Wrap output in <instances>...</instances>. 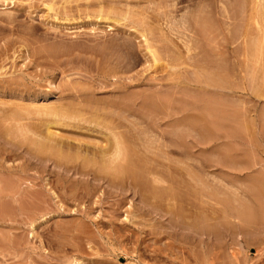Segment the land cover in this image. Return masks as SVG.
<instances>
[{
  "label": "rangeland",
  "instance_id": "1",
  "mask_svg": "<svg viewBox=\"0 0 264 264\" xmlns=\"http://www.w3.org/2000/svg\"><path fill=\"white\" fill-rule=\"evenodd\" d=\"M262 14L264 0H0V264H264V51L253 48ZM143 93L166 110L143 111ZM122 96L138 99L119 112L109 102ZM102 114L179 145L159 158L171 166L136 168L161 190L149 188L146 203L125 183L64 168L69 160L29 161V138L49 122L67 153L104 144ZM200 118L214 128L202 132ZM139 137L128 142L147 159Z\"/></svg>",
  "mask_w": 264,
  "mask_h": 264
},
{
  "label": "bare ground",
  "instance_id": "2",
  "mask_svg": "<svg viewBox=\"0 0 264 264\" xmlns=\"http://www.w3.org/2000/svg\"><path fill=\"white\" fill-rule=\"evenodd\" d=\"M103 7V4H102V6L100 7V8H102ZM162 8V7H161ZM110 9H113V7L110 5ZM127 12V11H126ZM112 13V12H111ZM118 13V12H117ZM109 14V13H108ZM263 16H264V14H262ZM97 16V15H96ZM103 18H104V16H103ZM109 18V17H108ZM107 19V18H106ZM110 19V18H109ZM102 20V19H101ZM118 20V19H117ZM112 21H114L115 22V20H114V18L112 19ZM117 22V21H116ZM110 27H112L111 25H109ZM144 26H145V24H144ZM143 26V27H144ZM136 27V26H135ZM138 27V26H137ZM142 27V28H143ZM146 27V26H145ZM262 27V26H261ZM141 28V29H142ZM137 29V28H136ZM139 30V32H140V34H141V32H142V30ZM146 29H147V27L145 28V31H146ZM149 29H147V31H148ZM152 30H155V29H152ZM162 30V29H161ZM137 31V30H136ZM144 31V30H143ZM144 31V32H145ZM138 32V31H137ZM143 32V33H144ZM149 32H151V29L149 30ZM148 32V33H149ZM147 33V32H146ZM150 34V33H149ZM149 34H147V35H149ZM161 34H162V32H161ZM144 35V36H143ZM147 35H145V33L144 34H141V36H143V39H142V43L143 42H146L147 40H145L144 41V38L146 37H148ZM152 35V34H151ZM163 35V34H162ZM140 36V37H141ZM157 36H159V34L157 35ZM157 36H156V38L155 39H157ZM163 37V36H162ZM142 38V37H141ZM145 38V39H146ZM258 38H261V35L258 37ZM264 38V37H263ZM163 40V39H162ZM257 40V42H255L254 43V46L255 47H253L254 49L257 47V51H258V49H260L258 52L259 53H262V51H264V40L263 39H261V43L259 42V40L258 39H256ZM148 41H149V38H148ZM158 41H160V39L158 40ZM171 42V41H170ZM192 42V41H191ZM259 42V46H258V44H256V43H258ZM147 43V42H146ZM172 43V42H171ZM144 44V43H143ZM150 44V43H149ZM149 44H147V45H149ZM187 44V43H186ZM185 44V45H186ZM189 44V43H188ZM191 44V43H190ZM193 44V43H192ZM146 45V47L148 48V46ZM184 46V45H183ZM145 47V46H144ZM150 47H151V45H150ZM193 47V46H192ZM259 47V48H258ZM152 48V47H151ZM187 48V45L185 46V49ZM190 47H189V45H188V50L190 51V49H189ZM149 49V48H148ZM186 49V52L188 51ZM194 49V48H193ZM144 50H145V48H144ZM155 50V49H154ZM154 50L152 49V52L151 51H149L150 53H153L152 54V56L151 57H153V59H154V63H155V60L156 59H158L159 57H157V58H155L154 57ZM192 50V49H191ZM146 51H147V49H146ZM188 51V52H189ZM156 52V51H155ZM258 52H257V54H258ZM147 53V52H146ZM255 53V52H254ZM156 54L157 55H159L157 52H156ZM146 55V54H145ZM147 55H149V54H147ZM151 55V54H150ZM262 55H263V53H262ZM259 56L260 55H258V58H259ZM256 58H255V60L256 61H258L257 59V56H255ZM261 57V56H260ZM264 57H262V59L261 58H259V60H262L261 62H264ZM126 59L124 58V59H122V64H124V66H125V64H126V61L128 60H126ZM159 60V59H158ZM129 61V60H128ZM127 61V62H128ZM153 61V60H152ZM160 62V61H159ZM129 63V62H128ZM151 63V62H150ZM157 63V62H156ZM129 64H127V66H128ZM262 65H263V67H264V63H262ZM172 67V66H171ZM262 72V71H261ZM112 74V73H111ZM261 74V73H260ZM115 75V74H114ZM150 91H152L153 92V90H150ZM149 91V92H150ZM156 91V90H155ZM153 92V93H158V92ZM148 92V93H149ZM76 93V92H75ZM148 93H143L142 95L144 96V100L143 99H140V101L141 100H143V102L142 103H139V101L136 103V104H138L137 106H139L142 110L144 109V110H146V109H150L149 111H151L152 112V110H153V112L155 113V111H156V113H158L157 112V109L158 108H162V107H164L163 109H165L166 110V103H168L165 99H163L164 101H166V103L163 101V100H161V101H163L164 103L163 104H161V102H159L158 100V98L156 97L157 96V94H156V96L155 95H152V93L151 94H149L148 95ZM78 94V92L76 93V95ZM263 94H264V92H263ZM80 95V94H79ZM74 96V95H73ZM82 96L83 95H81V97L80 96H75L76 98L77 97H79L78 99H80V98H82ZM86 96H88V95H86ZM133 96H135V95H133ZM132 96V97H133ZM122 97H124V96H122ZM122 97L120 98V99H122ZM131 97V99L133 100V101H131V100H128V98H126V100H125V97L123 98L124 100H116V102H109V104H111V105H114L115 107L117 106V108H119L118 110H119V112H120V109H122V110H128V106H126V105H124L125 103H128L129 104V106H131L130 108H132V105H130L131 103H133V105H134V102L136 101H134V99H136V98H132ZM138 97H139V95H138ZM141 97V96H140ZM139 97V98H140ZM157 98L156 100L154 99V98ZM86 98V97H85ZM142 98V97H141ZM162 98V97H161ZM138 99V98H137ZM114 100V99H113ZM114 100V101H115ZM128 100V101H127ZM91 101V100H90ZM110 101H112V100H110ZM124 101V102H123ZM127 101V102H126ZM131 101V102H130ZM83 102V101H82ZM85 102V101H84ZM102 103V102H101ZM106 103V102H105ZM124 103V104H123ZM102 104H104V102L102 103ZM101 104V105H102ZM140 104H142L141 106H140ZM164 104H165V106H164ZM170 104V103H169ZM168 104V105H169ZM106 105H107V103H106ZM163 105V106H162ZM167 105V106H168ZM103 107H105V109L104 108H102V109H104L103 111H107V107L105 106V104L104 105H102ZM124 106H126L125 108H124ZM136 106V107H137ZM142 106H143V108H142ZM169 106H171V105H169ZM98 107V106H97ZM97 107H94L95 109H97ZM107 108V109H106ZM124 108V109H123ZM135 107H133V109H134ZM158 109V111L159 110H162V109ZM168 108V107H167ZM48 109V108H47ZM46 109V111H44L45 113L48 111ZM98 109L99 110H101L99 107H98ZM97 109V110H98ZM170 109V108H169ZM42 110H43V108H42ZM109 110V109H108ZM115 110H116V108H115ZM117 110V111H118ZM131 110V113H132V109H130ZM129 110V111H130ZM134 110H136V109H134ZM133 110V111H134ZM138 110V109H137ZM136 110V111H137ZM141 110V111H142ZM143 110V111H144ZM165 110H163V112L165 111ZM40 111H41V109H40ZM53 111V110H52ZM51 111V112H52ZM54 111H56V110H54ZM94 111V114H96L95 113V110H93ZM92 111V112H93ZM111 111V110H110ZM113 111V110H112ZM135 111V112H136ZM138 111H140V109L138 110ZM140 111V112H141ZM142 111V112H143ZM43 111H41V113H43V116H44V113ZM50 112V110H49V114L48 115H52V114H54V115H56V114H61L60 113V111H58L59 113H51ZM109 112V111H108ZM108 112H103V114L104 113H108ZM126 111H124L123 113H125ZM135 112H133L134 114H135ZM152 112V113H153ZM160 112H162V111H160ZM159 112V113H160ZM162 112V113H163ZM168 112V111H167ZM39 113V112H38ZM102 113V110H101V112H100V114ZM123 113H121V114H123ZM127 113V112H126ZM130 113V114H131ZM97 114H99L98 112H97ZM99 114V115H100ZM102 114V115H103ZM116 113H114V115H115ZM119 115H120V113H118ZM128 114V113H127ZM137 114V113H136ZM169 114V113H168ZM42 115V114H41ZM47 115V114H46ZM46 115H45V117H46ZM47 115V116H48ZM53 115V116H54ZM105 115V114H104ZM103 115V116H104ZM107 115V114H106ZM113 115V114H112ZM117 115V114H116ZM143 115V114H142ZM97 116V115H96ZM101 116V115H100ZM100 116H97V117H100ZM121 117H122V115H120ZM119 116V117H120ZM18 117V116H17ZM49 117V116H48ZM56 117H57V115H56ZM110 121L112 122V120H113V122L111 123V125L109 126L108 124V126L106 125V120L108 119V116H107V118L104 116V118L102 119V123H103V125H101L102 123H101V121L100 122H98L101 126H102V128H104V127H106L105 129V131H106V133L108 132L109 133V135H108V133L106 134L105 133V136H106V138H108L109 136V138H108V141H106V140H104L103 139V142L105 141V143L103 144L102 142H100L102 145H99L98 143L96 144V143H91L92 144V148H88L89 146H87L85 149H86V151L85 150H81V149H79V148H81V146H79V145H77V144H79V143H76V145L77 146H79V147H77L76 145V147L79 149H77V148H75V150H73L72 148H73V146L71 145V149L72 150H70V151H72V153L71 152H69V153H67V151L66 150H69V148L67 149V148H63L62 147V149H61V146H60V148L58 147L59 145L57 144V146H56V144L54 145L53 143V141L56 139H52L53 137V135H54V132H52V125L53 124H56V123H48L46 126H45V130H44V132L43 131H40L43 135H41L40 133H39V131H37V133H39V135H37L36 137H32V135L30 136V137H32V138H29V142H28V144H26V146H27V154H28V152H31V154L33 153V151H34V153L31 155V160H30V157H29V161L30 162H32L33 160H37V161H46V162H48V161H50L49 159L50 158H52V159H54L55 160V162H57L58 161V163H56V164H60L59 162L61 161H63L62 163H64V165L63 166H65V164L67 163L66 162V160H69L68 161V163L67 164H70V166L68 165V167H64V168H66V169H70V167H71V169L75 172V173H78V174H83V175H89V174H91L92 175V178L94 179L95 178V180H101V179H107V180H105V181H107V182H109L110 181V184L111 183H115V185H123L124 183H125V187L127 188L128 187V189L130 188L131 190H135L136 191V193L138 194V196L139 197H141V199H142V201L141 202H144L145 201V203H146V201H147V192H148V189L149 188H152V186L153 185H155V183H156V181L155 180H150V181H148V182H146L145 184H144V182H142V176L140 177L139 176V173H137V170H136V168H141V167H145V168H147L148 166H149V171H150V167L151 166H154V165H156V166H163V165H165V164H168V163H163V159L165 160L166 159V156L168 157V160L170 159L169 158V156H171V155H169V154H173V153H175V150H173V149H171V148H169V147H171L170 145H173L174 146V148L176 147V149L178 148V144H176V140L174 141L173 140V138L172 137H170L169 136V134L168 135H165L166 134V132H164L163 130H160V131H158L157 130V133H154L153 131H154V129L152 130V129H150V130H147L146 129V131H144L143 129L142 130H139V129H137L139 126L137 125L138 124V122H140V121H138V122H132V121H126L129 125H130V128H131V130H132V127H133V129H135L136 130V132H135V134L137 135H135L136 136V138H138L139 136V139L142 137V136H144V138H142V140H141V143H139V145L141 144V146H138V148H140V149H142L143 147H144V153L146 154V153H149L150 155H147V157L149 158H147V159H144V158H142V157H139V154L137 155V151H135L134 150V147L136 148V146H134V145H136V144H138L137 142H135V140H138V139H136V138H134L135 140H134V142L132 141V140H130V139H128V137H126L125 135H128V134H126V133H128L127 131H126V129L124 130V132H125V134H123L121 131L122 130H120L121 129V127H123V128H126L127 126H126V124H125V120H126V118H128V117H126V116H124L125 118H123V119H125V120H123L124 121V123H123V121L122 120H118L117 118V120H118V122L116 121V120H114V118L112 119V116L110 115ZM114 117V116H113ZM117 117V116H116ZM141 117H143V116H141ZM23 118V117H22ZM140 118V117H139ZM138 118V119H139ZM55 119V118H54ZM99 119V118H98ZM106 119V120H105ZM112 119V120H111ZM120 119V118H119ZM122 119V118H121ZM192 119V118H191ZM205 119V118H204ZM45 120V119H44ZM60 120V119H59ZM99 120H101V119H99ZM142 120H143V118H142ZM184 120V119H183ZM186 120V119H185ZM184 120V121H185ZM195 120H197V119H195ZM199 120V122H197ZM197 121H195L196 123H198V124H202V127H201V125H200V127H199V125L198 124H196L195 122H192L193 120H189V121H187V122H184L183 124H182V122H180V125L182 124L183 126L184 125H186L185 127H189V128H193V127H196L197 125H198V128H202V129H204V131H202V132H207L208 133V131H209V129H210V125H211V128H214V126H215V121L213 120V119H211V121L213 120V122L214 123H210L209 121H207V119H205V121L203 120L202 121V119L200 118V119H198ZM200 120H201V122H200ZM54 122H55V120H53ZM58 121V120H57ZM105 123H104V122ZM117 122V123H115V122ZM120 121V122H119ZM121 121H122V123H121ZM155 121V120H154ZM159 121H160V118H159ZM161 121H163V118H162V120ZM47 122V121H46ZM92 122H94V121H92ZM143 122V121H142ZM144 122H145V120H144ZM149 122V121H148ZM179 123V121H177V120H175V122H174V124H178ZM209 123V124H206V123ZM58 123V122H57ZM108 123H109V121H108ZM109 123V124H110ZM113 123H115V124H113ZM136 123V124H135ZM141 123V122H140ZM163 123V122H162ZM164 123H167V124H169L167 121L165 122L164 121ZM163 123V124H164ZM172 123H173V121H172ZM171 123V124H172ZM59 124H61V123H59ZM95 124L96 125H98L97 123H96V121H95ZM127 124V125H128ZM155 124V123H154ZM158 124V125H157ZM157 124H155V126L157 127V129L160 127V125H161V123L160 122H158ZM173 124V125H174ZM214 124V126L212 127V125ZM24 125V124H23ZM32 125V124H31ZM106 125V126H105ZM150 125H153V123L152 124H150ZM179 125V124H178ZM42 126H43V124H42ZM95 126V125H94ZM99 126V125H98ZM191 126V127H190ZM193 126V127H192ZM137 127V128H136ZM25 128V127H24ZM54 128V127H53ZM127 128H129V126L127 127ZM154 128V127H153ZM41 129V128H40ZM141 129V128H140ZM193 129H195V128H193ZM196 129H197V127H196ZM24 130V129H23ZM131 130L129 131V132H131ZM134 130V131H135ZM27 131H28V129H27ZM26 131V132H27ZM29 131H31V130H29ZM133 131V130H132ZM190 131V130H189ZM211 131V130H210ZM33 132V131H32ZM27 133H30V132H27ZM35 133V132H34ZM139 133H141V134H143L142 136L141 135H139L138 136V134ZM168 133V132H167ZM171 133V132H170ZM207 133H205V134H207ZM104 134V133H103ZM34 135V134H33ZM133 135V134H132ZM170 135H172L173 136V134H170ZM177 135V134H176ZM208 135V134H207ZM206 135V136H207ZM35 136V135H34ZM135 136H132V137H135ZM167 136H169L168 137V139H167ZM180 136V135H179ZM187 137V136H186ZM190 137V136H189ZM205 137V136H204ZM176 139H178V135L176 136ZM207 138L205 137V139H204V141L206 140ZM28 140V139H27ZM79 140V139H78ZM77 140V141H78ZM128 140L129 141H131V142H133V146L134 147H132V145L128 142ZM57 142V141H56ZM172 142V143H171ZM173 142L175 143V145L173 144ZM179 142V141H178ZM31 143V144H30ZM69 143V142H68ZM82 143V142H81ZM60 144V143H59ZM88 144V143H87ZM90 144V143H89ZM131 146H130V145ZM179 144H180V142H179ZM21 145V144H20ZM29 145L31 146V147H33L32 149H33V151L31 150V149H28L29 148ZM81 145V144H80ZM94 145V146H93ZM176 145H178V146H176ZM22 146V145H21ZM64 146H66V145H64ZM85 146V145H84ZM91 146V145H90ZM17 147H19V146H17ZM30 147V148H31ZM66 147H68V146H66ZM20 148V147H19ZM84 148H82V149H84ZM163 149L164 148V150L163 151H161V156H160V153H158V152H160V151H158L157 153L155 152V151H157V150H159V149ZM166 148V149H165ZM173 148V147H172ZM204 148V147H203ZM63 149H65V151L63 150ZM77 149V150H76ZM205 149V148H204ZM31 150V151H30ZM62 151V152H61ZM64 151V152H63ZM80 151H82V153H83V155H84V153H86V155L85 156H83V158H80V156L82 155V153L80 152ZM84 151V152H83ZM26 152V148L24 149V153ZM78 152L79 153V155L80 156H78V153L76 154V153ZM139 152V151H138ZM163 152V153H162ZM178 152V151H177ZM74 153V154H73ZM143 153V154H144ZM141 154V153H140ZM162 154H164V156L162 155ZM177 154V153H176ZM29 155V154H28ZM146 155H144V156H146ZM32 156H33V158H32ZM50 156H52V157H50ZM134 156V157H133ZM141 156V155H140ZM143 156V157H144ZM173 156V155H172ZM58 158V160L56 161V159L55 158ZM162 157H164L162 160H160ZM160 158V159H159ZM33 159V160H32ZM63 159V160H62ZM66 159V160H65ZM77 159H80L81 161H82V163H81V161L80 160H78L79 162H77ZM48 160V161H47ZM53 160V161H54ZM147 160V161H146ZM167 160V159H166ZM165 160V161H166ZM35 161H33V163H35ZM36 161V162H37ZM65 161V162H64ZM149 161V162H148ZM150 162H154V165L152 164L151 166H150ZM172 163L174 162V161H171ZM170 161H169V164L168 165H170L171 166V163ZM178 162V161H177ZM176 162V163H177ZM42 163V162H41ZM72 163H75V164H72ZM76 163L78 164V165H76ZM148 163H149V165H148ZM44 164V163H43ZM66 164V165H67ZM175 164V163H174ZM45 165V164H44ZM48 165V164H47ZM61 165V164H60ZM59 165V166H60ZM61 165V166H62ZM168 165H166V166H168ZM145 168H143V169H145ZM156 168V167H155ZM163 168V167H162ZM66 169H65V171H66ZM148 169V168H147ZM157 169V168H156ZM67 170V171H68ZM133 170H136V171H133ZM151 170H153V167H151ZM155 170V169H154ZM162 170V169H161ZM148 171V172H149ZM143 172V171H142ZM141 172V173H142ZM153 173H156V172H158L157 170L156 171H152ZM145 173V172H144ZM138 174V175H137ZM146 174V173H145ZM159 174V173H158ZM143 175V174H142ZM145 178V177H144ZM191 178H193V177H191ZM145 181H146V179H144ZM158 180V179H157ZM166 180H167V178H166ZM103 181V180H102ZM194 181H195V179H194ZM173 181L171 180V184H174V182L172 183ZM113 184H111V185H113ZM150 184V185H149ZM153 184V185H152ZM176 184V183H175ZM108 185H109V183H108ZM117 185V186H118ZM151 186V187H150ZM204 186V185H203ZM154 187H157L156 185L154 186ZM204 188V187H203ZM157 189V188H156ZM155 188L153 189L152 188V190L150 191V192H153V190H156ZM135 191H133V192H135ZM158 191H161L160 189L158 190H156V191H154V194H156V192H158ZM173 191V190H172ZM150 192H149V194H150ZM165 193V192H164ZM135 194V193H134ZM153 194V193H152ZM151 196V195H150ZM149 196V197H150ZM172 196V195H171ZM177 196H173V199H175ZM201 197L202 198H206V199H208L209 198V196H208V190L207 189H205L204 188V190H202L201 191ZM152 198V197H151ZM154 198H156L155 196H154ZM178 198V197H177ZM205 199V200H206ZM175 200H177V199H175ZM203 200V199H202ZM204 200V201H205ZM203 201V202H204ZM206 202V203H205ZM204 203L205 204H207V201H205ZM144 203V204H145ZM144 206V205H143ZM207 217V216H206ZM32 224V223H31ZM194 225V224H193ZM33 226V225H32ZM188 228L189 229H194V227H195V225L194 226H192V224H188ZM191 227H193V228H191ZM208 226H207V219L206 218H204V221H203V225H201V228L200 229H203L201 232V235H205V237H207V235H208V228H207ZM32 228V227H31ZM189 235H192L191 233H188ZM201 242H205V239H203V238H201ZM166 255V254H165ZM167 257V256H166ZM166 257H164V260L166 259Z\"/></svg>",
  "mask_w": 264,
  "mask_h": 264
}]
</instances>
